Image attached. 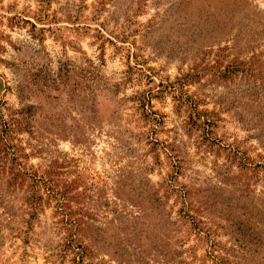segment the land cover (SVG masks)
Listing matches in <instances>:
<instances>
[{
    "label": "rangeland",
    "instance_id": "374dc122",
    "mask_svg": "<svg viewBox=\"0 0 264 264\" xmlns=\"http://www.w3.org/2000/svg\"><path fill=\"white\" fill-rule=\"evenodd\" d=\"M0 264H264V0H0Z\"/></svg>",
    "mask_w": 264,
    "mask_h": 264
}]
</instances>
